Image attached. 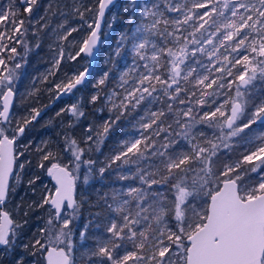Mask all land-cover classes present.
<instances>
[{
	"label": "snow or ice",
	"instance_id": "obj_1",
	"mask_svg": "<svg viewBox=\"0 0 264 264\" xmlns=\"http://www.w3.org/2000/svg\"><path fill=\"white\" fill-rule=\"evenodd\" d=\"M113 3L99 0L96 18L87 25V38L74 55L67 54L68 59L93 56L100 41L101 21ZM36 4L37 0H21L23 13L31 14ZM75 11L84 18L79 8ZM168 12L178 15L169 17ZM20 15L11 0L7 8L0 9V51L17 53L4 41L21 43L17 36L22 37L26 29ZM9 26L13 35H9ZM77 30L72 28L59 39L67 40ZM127 46L132 61L119 72L114 87L104 91L111 69L93 85L90 103L103 100L109 118L95 130L89 125L83 142L66 137L73 157L70 164L76 171L86 166L84 185L97 177L103 180L112 170L117 181H138L127 187L113 186L100 197L116 218L106 225L107 238L88 250L90 264L93 258L95 264H264V133L256 137L259 143L254 150L217 166L221 150H231L234 138L264 120L261 102L246 123H238L245 116V95H251L256 81L264 82V0H157L144 5L140 21L120 33L114 54L120 56ZM65 56L61 47L49 75L55 76ZM198 56L206 57L207 63L196 59ZM0 65L6 72L0 75V123L7 124L11 123L13 73L2 58ZM90 74L85 67L66 83H56L58 95L85 85ZM233 87L234 97L214 110L202 111L215 104L220 89ZM229 105L230 110L225 111ZM67 111L77 118L84 115L78 104ZM139 111L143 114L133 125L138 135L122 140L117 151L105 156L103 166L96 168V160L83 159L92 145L100 150L122 118ZM32 113L17 122L11 137L0 126V253L10 258L9 264H74L70 225L80 207L76 199L79 177L68 166L51 163L55 159L52 152L44 154L42 161L51 163L47 173L55 181V192L42 194L40 201H32L28 208L48 206L56 220L61 219L65 206L72 209V216L63 219L54 239L44 240L48 229L40 228L39 238L34 235L29 242H20L18 230L24 225L14 224L2 210L10 195L16 194V185L10 180L15 177L18 185L26 167L18 161L29 150L28 145L23 151H18L17 145L40 110L33 108ZM201 127L216 131L209 138ZM39 167H45L44 163ZM17 168L20 171H15ZM249 172L257 173V180L245 182ZM38 179L27 182L33 195ZM52 219L47 221L49 225ZM87 228L86 224L80 232L82 239L87 238ZM119 249H123L122 255Z\"/></svg>",
	"mask_w": 264,
	"mask_h": 264
},
{
	"label": "trees",
	"instance_id": "obj_2",
	"mask_svg": "<svg viewBox=\"0 0 264 264\" xmlns=\"http://www.w3.org/2000/svg\"><path fill=\"white\" fill-rule=\"evenodd\" d=\"M175 1L177 0H173V2ZM3 2L4 0H1V3ZM11 2L14 3V6L17 8V10L21 12L19 19H23L25 21L24 29H26V31L22 37L17 36V39L21 40V43L17 44L15 40H7L5 43L9 48L15 47L17 49L16 54H12L10 51L4 50L0 52V55L1 58L4 59L7 69L13 73V77L18 78L22 85L23 83L26 84L25 81L29 79L30 74L37 70L39 64L37 60L41 58L42 53L43 55L46 53L44 47L49 39H47L43 34L40 35L39 32L32 28L30 21L32 13H23L20 0H11ZM154 2H157V0L115 1L113 8L110 10L105 20V26L101 33V41L104 39L105 43L99 48L97 52V59L92 73L87 79V83L85 85L79 86L77 89L73 90V92L78 90L80 91L78 106L84 115L80 116L79 118H75L74 116L72 119H69L68 115H63L62 113L60 116L55 117L54 119L59 123H68L64 129L66 131L64 142L66 141V137L74 138L79 142H83L86 138L85 130L89 125H92L95 130L96 126L103 124V122L109 118L110 113L108 112V108L105 106L103 100L97 102L96 104L90 103L91 95L95 94L93 85L95 84L96 80L100 78L103 72L111 69L110 78L104 91H110L114 87V82L118 77L119 72L123 71L125 67L132 61V52L130 51V46L125 47L122 50L120 56H116L114 54V50L117 47L118 37L121 32L131 29L134 23H138L140 21V12L144 5L151 6V4ZM166 14L169 17H175L174 13L168 12ZM133 16L135 17V20L130 22L129 17ZM34 33H36L37 37H35ZM37 45H39V47H37ZM13 56L14 58H11ZM17 64L20 65L19 68H16ZM52 100L50 96H44L39 98L38 102L35 103L39 108H44L50 102H52ZM60 101L61 99L57 100L54 105L46 111V113H50L53 109H55ZM98 110H100L99 113ZM142 114V111H139L137 113H133V115L130 117L122 118L110 131L108 137L100 146V150L97 151L95 145H92V151L87 152L83 159L96 160V168L103 166L102 162L105 160V156H108L114 151L118 150V145L120 142L127 139L129 134L133 132L135 128L133 127L135 119ZM41 117H38L36 120H34L29 125V128H34V125L38 123ZM255 127L256 125L253 124L249 129H245V131L249 134L251 131L253 133L255 132ZM249 146L250 145L248 142H246L243 145H232L231 150H221L219 153L217 166H219L220 163H231L241 159L243 154H247L248 149H245V147ZM81 147H88V145L81 143ZM29 161L34 164L37 163V155H35L32 151H29ZM42 162L45 165L43 169H46V167L49 165V162ZM86 170V167L85 169L82 168L79 170L80 181L77 183L76 199L78 204H80V207L78 212L75 214L72 225H70L72 233V256L74 264H90L88 250L93 248L99 239L107 238L109 234L106 232V225L108 224L110 218H116V214L110 212L104 206L103 202L100 200V197L103 196V194L113 186L127 187L130 184L134 185L135 183H138V181H117L115 179L116 171L112 170L106 174L103 180H100L97 177V179L90 182L89 185H84L83 175ZM47 181L49 182L48 179ZM37 211L38 210L31 211V209H29V220L26 218L27 216H23V218L20 217V219L24 220V222L27 221L26 224L24 222L22 223L24 226L22 229H20V242L27 243L33 238L34 235L36 237L40 236L38 231L40 228L48 229V232L45 233L46 235H50L51 233L54 234L55 231L57 232L59 227L57 221L53 220L51 226L48 225L46 227L47 224L43 222L42 218L36 217L37 214H40ZM86 224L88 225L86 231L87 238L82 239L80 232L84 231V226ZM46 238L43 236L44 240H46ZM128 247L131 248V245L129 244ZM17 251H20V249L18 248ZM118 252L122 255L123 249H119ZM9 260L10 258L3 257L0 259V264H9ZM91 264H95V258L91 260Z\"/></svg>",
	"mask_w": 264,
	"mask_h": 264
},
{
	"label": "rangeland",
	"instance_id": "obj_3",
	"mask_svg": "<svg viewBox=\"0 0 264 264\" xmlns=\"http://www.w3.org/2000/svg\"><path fill=\"white\" fill-rule=\"evenodd\" d=\"M98 2L99 0H37V4L34 6L31 15V25L35 31L39 32L40 35H45V37L49 39V41L46 42L44 47L46 53L44 55L42 53L41 58L37 60V62H39L37 70L30 74L29 79L25 81L26 84L23 83L21 85L18 78L13 77L12 88L16 99H14L12 110L10 112L11 123H0V126H3L8 130L7 134L10 137L14 134L18 121L22 122L23 118H30L33 114V108L38 110L42 109L39 108L35 103L38 102L39 98L50 96L52 100L53 97L58 93V90L54 85L61 82L66 83L71 77L78 74L87 65V59L82 56V54L77 58L76 61L68 59L67 54L70 53L74 55L75 52L78 51V48L83 39H85L90 32V29L87 27V25L89 23H93L95 20ZM178 2H183V0H177L174 3ZM9 4V0H4L3 3H1L0 0V9L7 8ZM77 8L85 13L83 19H81V17L75 11V9ZM86 8H91L92 11L87 12L85 11ZM174 14L176 17L177 14ZM61 25H63V27H60ZM72 28H76L78 30L72 32L67 40L59 39L60 36L65 35ZM8 31L9 35H13V33L11 32V26H9ZM34 34L35 37H37L36 33ZM6 42L7 40L4 41V43ZM104 43L105 41L104 39H102L99 48L102 47ZM61 47H63L66 53L65 59L61 62L59 70L56 71L55 76L49 75V71L53 69L54 57L58 56V52ZM196 59L207 63L206 57L198 56ZM142 63L143 62H141V64ZM4 74H6L5 68L3 65H0V75ZM46 76L48 77L47 80L44 79ZM250 92L251 95H245V99L248 100L245 109V116L242 117V120L238 121V123H246L247 119L251 116V113L255 111V108L261 102H264V82L256 81L254 87L250 89ZM79 96V90L70 93L69 96L64 100H61L57 107L50 113H44L42 117L40 116L41 118L39 119L38 123L34 125V128L31 127L27 129L25 135L19 140L17 150L23 151L25 145H28L29 150L24 153L23 158L18 161V163H26V167L23 171L26 172L28 168L29 179L39 177V179L36 180V184L34 185L36 189L35 195L32 194L31 188L29 187L28 204L32 203V201L39 202L42 194L54 191V187L51 182L47 181L49 177L47 168L51 166V163H59L61 164V166H68L69 170L72 171L74 175H77L79 177L76 184L80 181L79 170L76 171L74 169V164H70V161L73 160L72 153L67 150V144H65L66 141L64 142L66 135V131L64 129L68 125V123L63 124L54 120L55 117L60 116L62 113L63 115H68L69 119H72L74 116L71 112L67 111V109L70 108L72 104H78ZM234 96L235 87H233L232 89H220L219 95L214 98L215 104H213L211 108H203L202 111L214 110L216 106L223 103L226 99ZM177 106L183 107L181 105ZM61 109H65V111L61 112ZM224 110L229 111L230 105ZM99 112L100 110H98V113ZM57 113L60 114L57 115ZM75 118L77 117L75 116ZM200 130L205 131L209 138H211L213 132L216 131L215 129H210L207 127H201ZM254 130L255 132L252 133L251 131L250 133L253 135H250L246 131H244V133H241L240 137L234 138L232 145H243L248 141H253V143L251 145L249 144L250 146L245 147V149L254 150L255 146H257L259 143L256 140V137L264 133V123L261 125H257ZM137 135L138 131L135 127L133 132L129 134L127 139L135 137ZM29 151H32L35 155H37L36 164L29 161ZM47 152H52L55 156V159H53L51 163L49 162V165L48 167H46V169H43L39 167V164L42 162L43 155ZM85 167L86 166L82 165L80 170L82 168L85 169ZM244 167L246 169L248 168L247 165H244ZM15 171L20 170L17 168ZM249 178L251 180H257V173L249 172L248 177L245 178V182H247ZM12 184H17L15 177L12 178ZM19 198L14 201L12 198H9V202L13 203V206H11V210L10 208L8 209L10 216L14 220V224H22L24 220L20 219V217L23 218V216H25L24 213L26 212V208H23V206H26V199L21 202ZM34 210H38L37 212L40 214H37L36 217H41L43 222L47 224L46 227L49 225L47 221L50 217H53L52 221L56 220L54 219V212L50 213L48 211V206H45L43 209H31V211ZM12 212L14 215L11 214ZM72 214V210H65L61 216V219L56 220L59 225L57 232L60 230L63 219L69 218L70 216H72ZM18 231L20 232V229ZM57 232L55 231L54 234L51 233L50 235L44 234V237H47L46 240L54 239V236ZM39 237L40 236H37V238ZM1 258H3V253H0V259Z\"/></svg>",
	"mask_w": 264,
	"mask_h": 264
},
{
	"label": "flooded vegetation",
	"instance_id": "obj_4",
	"mask_svg": "<svg viewBox=\"0 0 264 264\" xmlns=\"http://www.w3.org/2000/svg\"><path fill=\"white\" fill-rule=\"evenodd\" d=\"M92 73V72H91ZM90 76V75H89ZM70 94V93H69ZM69 94L66 96V97H63V98H60L61 100H64V99H66L68 96H69ZM54 98V97H53ZM14 99H16V96L14 95ZM60 99H58V100H60ZM46 113V112H45ZM33 122V121H32ZM264 123V121L262 122H257L256 121V123H255V125L257 126V125H261V124H263ZM252 126V125H251ZM27 129H29V126L27 127ZM49 176V175H48ZM28 180H29V171H28V168H27V171L26 172H24L23 171V175H22V179H21V181H20V183L17 185L16 184V186H17V188H16V194L15 195H10V197L9 198H12L13 199V201L14 200H17V198H19V197H21V198H19L20 199V201L21 202H23L25 199V207L23 206V208H26V211H27V213H28V215H27V219L29 220V208H28V202H29V185L27 184V182H28ZM48 180L50 181V176L48 177ZM51 182V181H50ZM10 183L12 184V180L10 181ZM52 184V183H51ZM14 185V184H13ZM22 198H23V200H22ZM10 203V204H9ZM11 206H13V203H11V202H9V199L5 202V204L3 205V210L4 211H7L8 213H9V209L8 208H10V210H11ZM65 210H67V209H64L63 210V212L65 211ZM12 215H14L13 214V212L11 213ZM63 214V213H62ZM11 217V216H10ZM11 219L13 220V218L11 217ZM14 221V220H13Z\"/></svg>",
	"mask_w": 264,
	"mask_h": 264
},
{
	"label": "water",
	"instance_id": "obj_5",
	"mask_svg": "<svg viewBox=\"0 0 264 264\" xmlns=\"http://www.w3.org/2000/svg\"><path fill=\"white\" fill-rule=\"evenodd\" d=\"M21 1V0H20ZM115 1L116 0H114V3H115ZM114 3L112 4V5H110L109 6V8L108 9H106V11H105V15H104V17H103V19H102V21H101V29H100V41H99V43H98V45H97V47H96V49H94V54H93V56H91V57H88L87 55H85V54H82L86 59H87V65L85 66V67H88L89 69H90V73L92 72V70H93V67H94V65H95V62H96V59H97V52H98V49H99V46H100V44H101V32L103 31V29H104V26H105V20H106V17H107V15L109 14V12H110V10L113 8V5H114ZM97 11H98V6H97ZM96 14H97V12H96ZM96 18V17H95ZM89 34V33H88ZM88 36V35H87ZM87 36H86V38H87ZM84 70V69H83ZM82 70V71H83ZM89 78V76L87 77V79ZM79 87V86H78ZM14 93V92H13ZM69 94V93H68ZM68 94H59L58 95V93L54 96V98H53V100H52V102H50L46 107H44V108H42L41 110H40V115L38 116V117H40V116H42L50 107H52L53 105H54V103L58 100V99H60V98H63V97H66ZM13 102H14V95H13ZM12 105H13V103H12ZM11 110H12V106H11V108H10V112H11ZM37 117V118H38ZM36 118V119H37ZM263 122L264 120H258L257 122ZM11 181V180H10ZM50 181H51V183H52V185H53V187H54V191L53 192H55V181L50 177ZM64 209H67V210H71L70 208H67L66 206H65V208ZM63 209V210H64ZM2 210H3V206H2ZM4 211V210H3ZM63 213V212H62ZM55 214V213H54Z\"/></svg>",
	"mask_w": 264,
	"mask_h": 264
}]
</instances>
